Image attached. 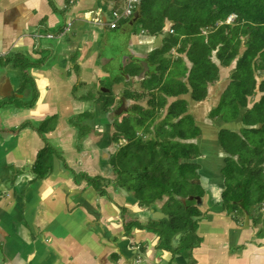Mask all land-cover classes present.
Returning a JSON list of instances; mask_svg holds the SVG:
<instances>
[{
    "label": "crops",
    "instance_id": "0c3cea01",
    "mask_svg": "<svg viewBox=\"0 0 264 264\" xmlns=\"http://www.w3.org/2000/svg\"><path fill=\"white\" fill-rule=\"evenodd\" d=\"M122 3L0 0V264H264V200L249 211L227 212L222 194L229 154L217 136L221 128L243 130L241 116L262 95L258 84L263 77L257 78L255 93L236 119H209L213 136H203L204 118L230 82L235 60L229 66L218 63L217 83L224 85L216 91L217 83L210 84L205 99L194 100L190 90L166 95L155 89L166 103L153 106L147 76L155 68L146 59L174 33V21L165 17L161 32L138 29V3L135 19L111 28L113 11H121ZM47 32L57 35L50 38ZM179 55L189 67L186 53ZM115 59L121 62L113 69L118 74L111 76L107 64ZM143 61L147 70L140 78ZM142 92L146 95L135 96ZM176 99L187 101V112L192 102L214 100L197 123L201 154L193 161L200 164L196 182L203 192L199 200L195 197L201 214L195 216V233L201 241L191 258L159 248L158 235L147 229L154 205L149 212L133 195L134 201H125L102 184L110 177L109 160L126 143L115 141V120L133 104L152 107L159 119L165 118ZM76 121L87 129L77 128ZM45 146L51 151L46 173L36 166ZM97 176L105 195L85 181Z\"/></svg>",
    "mask_w": 264,
    "mask_h": 264
},
{
    "label": "trees",
    "instance_id": "16d2710c",
    "mask_svg": "<svg viewBox=\"0 0 264 264\" xmlns=\"http://www.w3.org/2000/svg\"><path fill=\"white\" fill-rule=\"evenodd\" d=\"M139 1L138 17L134 21L137 27L143 26L145 30L161 32L165 17L174 21L172 25L174 33L169 34L163 46L146 59L148 64L154 65L155 68L147 76L151 81L150 84L153 85L150 89L152 97L150 103L153 106L162 108L166 103V98L161 94L155 96V89L166 95L186 93L189 89L194 100L205 99L208 86L219 80L218 63L229 66L235 60L229 76L230 82L222 92L217 105L211 108L207 116L211 121L220 118L224 122H229L241 114V110L248 104V97L255 93L257 78L263 77L258 84L262 95L241 116L242 124L245 126L243 130L235 132L221 128L217 135L223 150L229 154L224 158L223 168L226 177L222 194L224 207L241 208L246 211L253 209L264 200V0ZM232 14L235 18L231 22H226ZM133 15L119 22H128ZM55 35L57 34L53 37ZM241 47H244L242 51ZM173 48L178 54L185 52L190 63L188 67L182 55L175 57L174 61L181 63L184 68L179 76L171 74L173 78L176 76V86L165 78L171 60L162 61L158 57L163 50ZM184 76L187 82L182 79ZM135 96L143 97L145 93H136ZM187 111L185 99L172 101L163 118H168L167 123L171 125V131H162L164 135L162 138L156 135L149 138L161 146L162 156L155 159L153 171L143 172L142 179L145 184L164 187L169 183L166 179L169 176L172 184L176 182L178 179L172 177V174H175L172 172V163L176 164L181 180L189 182L192 177L199 178L200 164L193 160L201 154L200 147L195 141L201 136V128L193 114ZM183 123L186 127L182 128ZM186 130L189 134H186ZM134 137H136L135 131L133 137L128 136V140L127 136H121L118 130L114 134L116 141L123 138L126 142L120 149L129 146ZM50 154V148L45 146L37 156L36 166L45 173L48 171L49 164L46 162L50 159ZM234 155H237L236 159ZM89 178L90 182L95 183L97 190L105 195L99 177ZM135 188L140 190L141 185ZM128 191L127 193L130 194ZM163 191L167 190L163 188ZM202 192L203 190L197 195L201 196ZM180 196L179 192L175 193V198ZM192 196L196 195L192 194ZM135 200L142 206L143 203L138 197ZM193 201H196L194 197ZM177 207L181 210L184 206L179 204ZM189 208L188 216L182 213L177 224L174 221L177 220L178 210L172 209L173 212L167 213L169 228L180 229L183 233L178 241L171 242L164 231L161 233L162 226L160 228L154 223L147 227L158 235L159 248L170 251L175 257L191 258L192 248L201 241L195 233L198 219L192 217L201 215L200 211H197L199 208L194 210Z\"/></svg>",
    "mask_w": 264,
    "mask_h": 264
},
{
    "label": "rangeland",
    "instance_id": "374dc122",
    "mask_svg": "<svg viewBox=\"0 0 264 264\" xmlns=\"http://www.w3.org/2000/svg\"><path fill=\"white\" fill-rule=\"evenodd\" d=\"M167 1V0H166ZM157 5V4H156ZM123 6V3H122ZM138 29H140L138 27ZM139 32V30H137ZM173 34V33H171ZM177 34V33H176ZM174 36V35H173ZM125 40L122 41V46L124 45ZM174 49V48H173ZM122 53V49L120 50ZM160 53V51H159ZM179 54L173 53L172 49L168 50H163L158 57H160V60L164 61L165 59H170L171 63L168 66L167 72H166V79H169V82L173 83L174 86H176V80L175 77L173 78L171 74L173 75H180L183 72V65L181 63H178L174 61L175 57L178 56ZM122 54H120L116 59H121ZM115 61H110L108 62L107 66L108 68L112 71L111 76H115V74H118L116 71H113V69H117L120 66V62L116 60ZM216 61V60H215ZM224 72V71H223ZM223 74L222 77H226ZM119 77L121 75H118ZM171 76V78H170ZM148 78V77H147ZM224 79V78H222ZM228 80V77H226ZM107 80H111L110 77L107 78ZM148 82V79H147ZM227 82V81H226ZM108 82L107 84H109ZM133 83V82H132ZM217 83V82H216ZM106 84V85H107ZM215 84V83H214ZM221 83H217L215 85L216 91H218L221 88ZM104 85V86H106ZM224 85V84H223ZM222 85V86H223ZM220 86V87H219ZM108 87V85H107ZM91 95H95V91H93V86H91ZM189 90V89H188ZM188 92V91H187ZM186 92V93H187ZM104 94V93H101ZM181 94V93H180ZM185 94V93H183ZM146 95V93H145ZM111 101V100H110ZM109 101V102H110ZM212 102H192V107L190 113L193 114L195 117V121L197 123H201V120L203 119V115L208 111V109L211 107ZM228 110V109H227ZM154 108L150 107H144L141 104L139 106L131 107L130 111L128 114H124L122 116H119L115 120V131L118 130L119 134L121 136H128L133 137L134 131L136 137H134L131 140V143L129 146L119 148L117 147V151H115L114 156L109 160L110 164V170L111 173H109L110 177L108 179H105V182L102 183V177H99V181L106 187L108 186L109 189H112L113 187V192L118 195V197L124 198V200H127V196L124 195L125 193L123 191H127L130 193L129 196L132 197V194H136L137 196L135 198H139L141 202L143 203L142 206L144 208H150L152 207L154 210L158 209L164 212L166 216L168 215L167 213L173 212L172 209L178 210L176 213L177 214V220H175V224L179 222V218L181 217L182 213L188 216V208L190 205L191 210L197 209L198 206L196 201H193V197L195 198L198 196L197 194L200 193L202 190L201 184L198 183H192L196 182L197 178L192 177L191 181L185 182L181 180V176L178 175L177 173V167L176 164L172 163L171 168L173 169L172 172L175 174H172L173 178H177L178 180L174 182L173 184L171 183V176L166 178L169 183H167L164 187H161L159 185H151V184H145L143 176L145 171L147 170H154L153 163L158 156H162V151L160 149V145L158 143L153 142L150 140L147 136L148 134H155L158 138L164 137L162 134V131L168 132L171 131V125H168L167 119L163 118H158L154 114ZM162 113V112H161ZM75 120L78 121V118L75 117ZM121 119V120H120ZM76 121L77 128L82 127L84 130L87 129V125H79ZM174 121V120H173ZM204 122L208 124V122H211L209 119L204 118ZM183 127H186V125L183 123ZM162 129V130H161ZM161 130V131H160ZM210 130V131H209ZM212 131V132H211ZM165 132V134H166ZM186 134H189V131H185ZM203 136H207L208 138H211L213 136V128L209 126V124L204 128L203 131ZM159 141H163L162 139H158ZM192 141L194 139H191ZM116 141V139H115ZM119 141V140H118ZM125 141V140H124ZM213 160H211L212 162ZM213 163V162H212ZM142 173V174H141ZM114 176V177H113ZM113 177V178H112ZM85 181L90 182V178L87 177ZM107 182V184H106ZM109 182V183H108ZM111 183V184H110ZM141 185L140 190H136L135 187L138 185ZM145 184V185H144ZM112 185V186H111ZM122 185V187H120ZM111 186V187H110ZM121 188V189H120ZM163 188H165L167 191H163ZM179 192L181 196L179 198H175V193ZM112 193V192H111ZM192 194H195L196 196H192ZM183 196V197H182ZM199 197V196H198ZM111 198V197H110ZM181 198V200H180ZM112 199V198H111ZM180 201H179V200ZM131 201H134L133 199H129ZM152 200H154L151 204H149ZM181 204L184 206L181 210L177 206ZM157 207V208H156ZM189 208V209H190ZM121 211H129L127 207H120ZM184 209V210H183ZM228 213L233 212L232 207L225 208ZM199 212L200 210L197 209ZM237 212V211H236ZM173 213V214H176ZM194 219L196 218L195 216H192ZM165 217L161 218H154L153 216L149 219V226H152L154 223L161 228L162 226V231L166 233L168 237H170L171 242L178 241V239L181 238L182 232L180 229H171L169 228V221H167ZM184 221V220H182ZM134 224H138V222ZM139 225V224H138ZM148 229V228H147ZM160 233V234H161Z\"/></svg>",
    "mask_w": 264,
    "mask_h": 264
},
{
    "label": "built area",
    "instance_id": "2783aa9c",
    "mask_svg": "<svg viewBox=\"0 0 264 264\" xmlns=\"http://www.w3.org/2000/svg\"><path fill=\"white\" fill-rule=\"evenodd\" d=\"M138 2H139V0H123L124 7L122 8L121 11H118V10L113 11L112 19L109 22V26L111 28H114L115 26H117V22L119 20L131 17L134 13V10L136 9ZM234 18H235V15L232 14L228 17L227 21L230 22ZM95 21L99 24H103L99 19H96ZM64 30H68V28H64ZM59 34H61V33H59ZM46 36L52 38L54 36V34L47 32ZM0 59H2L1 53H0Z\"/></svg>",
    "mask_w": 264,
    "mask_h": 264
},
{
    "label": "water",
    "instance_id": "95a60500",
    "mask_svg": "<svg viewBox=\"0 0 264 264\" xmlns=\"http://www.w3.org/2000/svg\"><path fill=\"white\" fill-rule=\"evenodd\" d=\"M135 18H136V16L133 17V19H135ZM142 64L144 66V69L140 73V76H139L140 78L144 77V74H145V72L147 70V63L145 61H143ZM123 192L126 193V191H123ZM196 199L199 200V197L197 196ZM152 210H153V208H152ZM152 216L154 218L167 217L166 214H164L163 212H161L159 210H155L154 212H152Z\"/></svg>",
    "mask_w": 264,
    "mask_h": 264
},
{
    "label": "flooded vegetation",
    "instance_id": "af4514ba",
    "mask_svg": "<svg viewBox=\"0 0 264 264\" xmlns=\"http://www.w3.org/2000/svg\"><path fill=\"white\" fill-rule=\"evenodd\" d=\"M120 189H121V188H120ZM125 195H126L127 197L129 196V194H128L127 192L125 193ZM129 199H131V197H128V198H127V201H128ZM140 206H141V205H140ZM151 207H152V206H151ZM151 207H150V208H151ZM150 208H149V212H150ZM157 210H159V208H158ZM154 211H155V210H151V217H152V212H154ZM159 211H161V210H159ZM161 212H162V211H161Z\"/></svg>",
    "mask_w": 264,
    "mask_h": 264
}]
</instances>
